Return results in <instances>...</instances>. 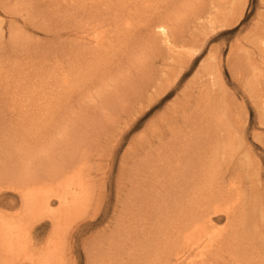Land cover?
Listing matches in <instances>:
<instances>
[{"label":"rangeland","instance_id":"374dc122","mask_svg":"<svg viewBox=\"0 0 264 264\" xmlns=\"http://www.w3.org/2000/svg\"><path fill=\"white\" fill-rule=\"evenodd\" d=\"M70 158L96 214L65 227L63 264L145 263L158 208L186 202L204 168L221 203L240 194L235 253L264 261V0H0V173ZM20 210L0 192L1 212ZM53 234L35 222L29 251Z\"/></svg>","mask_w":264,"mask_h":264},{"label":"bare ground","instance_id":"6f19581e","mask_svg":"<svg viewBox=\"0 0 264 264\" xmlns=\"http://www.w3.org/2000/svg\"><path fill=\"white\" fill-rule=\"evenodd\" d=\"M141 13L139 10H137ZM135 20V16L132 17ZM123 23L132 24L130 18ZM166 34V26H158ZM92 47L101 46L104 38L102 30L83 35ZM64 73L61 81L67 82ZM44 117V116H43ZM83 161L68 159L50 164L43 174L32 173L28 168L12 169L0 173V192L12 191L18 194L23 210L7 215L0 211V264H15L19 257L32 264H63L62 240L65 227L74 219L89 218L86 225L95 221L92 210L93 198L84 173ZM178 169V164L176 165ZM203 176L189 182L193 194L185 192L186 202L181 201L175 208L161 205L167 214L166 223L152 233V244L143 240L142 246L153 252L142 264H264L263 259L255 261L243 253H235L241 237L239 228H230V220L235 206L240 202L237 190L229 189L221 203L213 191L217 173L204 168ZM52 204H56L52 208ZM222 213L227 222L225 227H216ZM47 216L54 234L47 245L37 252L29 251V235L33 224ZM135 244H138L137 242ZM141 245V243H140ZM227 254V255H225ZM226 256L230 258L228 261ZM227 260V261H225Z\"/></svg>","mask_w":264,"mask_h":264}]
</instances>
